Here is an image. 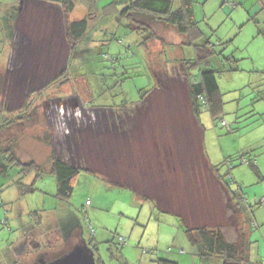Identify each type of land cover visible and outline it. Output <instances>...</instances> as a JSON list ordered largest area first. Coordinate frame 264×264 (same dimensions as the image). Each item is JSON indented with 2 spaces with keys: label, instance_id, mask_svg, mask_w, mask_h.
<instances>
[{
  "label": "rangeland",
  "instance_id": "1",
  "mask_svg": "<svg viewBox=\"0 0 264 264\" xmlns=\"http://www.w3.org/2000/svg\"><path fill=\"white\" fill-rule=\"evenodd\" d=\"M18 1L27 0H0V73L9 94L5 106L10 95L21 96L23 104L30 92L49 82L51 86L70 57V47L58 40L51 49L48 42L40 43L51 28L44 10L24 8L22 25L33 37L20 47L34 86L13 85L16 70L6 73L12 40L4 17ZM112 1L95 0V28L70 58L67 72L73 80L47 91L46 110L37 102L38 115L1 133L0 149L13 145L22 165L12 166L0 156L7 166L0 170V264H24L21 246L28 238L42 244L57 237L59 244L77 227L86 241L95 237V257L104 264H158L159 258L222 264L196 256L186 225L219 226L230 241L246 232L251 261L264 264V0H195L201 40L208 39L215 50L210 65L201 69L218 71L223 102L217 119L208 110L199 114L202 135L182 66L196 58L195 47L162 24L154 26L158 39L144 45L143 35L128 27L133 22L114 14L122 6ZM84 8L78 3L72 19L84 18ZM199 72L197 67L191 70L194 80ZM60 94L67 96V103H61L66 117L60 113L53 120L48 106L62 112V105L57 109L53 103ZM52 153L81 169L68 203L57 197ZM245 153L251 155L246 161H256L258 172L243 163ZM30 162L40 171L25 176L24 165ZM231 165L236 182L231 184L229 175L225 179L235 190L242 187L248 204L241 218L211 169L226 175ZM20 184L33 185L35 191H20ZM67 248L63 245L58 252Z\"/></svg>",
  "mask_w": 264,
  "mask_h": 264
},
{
  "label": "trees",
  "instance_id": "2",
  "mask_svg": "<svg viewBox=\"0 0 264 264\" xmlns=\"http://www.w3.org/2000/svg\"><path fill=\"white\" fill-rule=\"evenodd\" d=\"M62 3L64 4L67 16L73 12L75 5L78 3L87 5V8L91 13V15H89L87 18L68 24L67 40L69 41V43H71L69 57V62L71 63L72 60H70V58H74L75 53L78 51L79 47L83 45V42L87 37H89L90 33L95 28V23H91V17L97 14L95 11H93L96 2L95 0H63ZM194 3L195 0L112 1L113 5L122 6V9H116L114 11V14L119 15L120 19H129L133 22V24H128V27H131L134 31L143 35L144 45H148L149 42L158 39V35L155 32L154 26L162 24V26H165L168 29H173L178 34L184 36L187 39V42L185 44H189L195 47L196 58L193 60H184L182 66L185 70V81L189 92L192 115L195 119L198 133L199 135H202L203 130L200 125L199 114H201L202 110H208L211 113L212 117L214 119H217L219 113L222 112L223 102L217 81L218 71L214 69L203 71L201 69L202 66L210 65L211 57L215 55V50L214 46L210 44L208 39L203 41L201 40L203 38V32L199 26L200 22L197 20L195 15ZM175 4L179 5L178 8H175ZM196 67L200 71L198 80H194L191 74V70ZM68 82L69 80H67V78L62 77L60 80L58 79L54 83V85H58L59 83L67 84ZM1 83L2 78L0 77V90ZM200 95L205 96L208 102V109L203 108L199 100ZM23 120H27L24 114L18 116L17 118L13 117L11 119H8V123L6 125H0V136L2 132L8 130L12 125H14V121L18 123V121ZM12 146L13 145L8 146L6 149H0V156L5 162L7 161L9 163H12V166L22 165L19 158L16 156L15 149H13ZM249 155L250 153H245L241 157L242 159H244V157ZM51 157V171L57 181V197L60 200L68 203L74 191V182L81 169L72 166L62 159H59L54 153L51 154ZM248 163V165L255 168V171H257L255 160L249 159ZM24 166L26 167L25 176L30 175L33 169H37V172L40 171V167L35 162H30L28 164H25ZM211 169L215 173L218 182L228 192L231 203L233 205V209L241 218L242 213L245 211V207H243L245 198L242 194V187L238 185L237 190L230 189L229 183L225 179L226 176L229 175L231 179L230 181H233L229 173L233 169L232 165L231 167L229 166V171L226 175H221L219 168L215 166H211ZM19 189L20 191H23L25 193H33L35 191L33 185L27 186L20 184ZM143 199L149 200V198L145 196H143ZM87 205H91V203L89 202V204ZM84 212L86 213V211ZM182 220L186 225L184 219ZM34 221H36L38 224L42 223V219L40 218H35ZM88 227L90 230V235L95 236V228L90 223H88ZM185 234L188 242L195 249L196 256L202 259H219L222 261V264H251V262L249 261L251 244L245 234H241L237 241H230L229 239H227L225 233L219 226L189 227L187 225L185 226ZM94 238L95 237L90 238L87 243L89 247L92 248L96 256V253L98 252V243L92 241L95 240ZM36 242L37 250H32L33 247H31V249H28L30 250V253L31 251H33V253L27 257L26 262L29 260L32 261L35 257L46 250H53L54 252H58V249H61L63 245L69 247L65 240L61 243L59 242L58 244L57 237H53L52 241H46L42 244L38 243V241ZM95 258L97 264H104L100 256L97 255V257ZM32 262L37 263L38 261L34 259V261ZM156 262L158 264H178L176 261L162 258H159Z\"/></svg>",
  "mask_w": 264,
  "mask_h": 264
},
{
  "label": "flooded vegetation",
  "instance_id": "3",
  "mask_svg": "<svg viewBox=\"0 0 264 264\" xmlns=\"http://www.w3.org/2000/svg\"><path fill=\"white\" fill-rule=\"evenodd\" d=\"M12 47H11V53H10V62H9V68L6 70V73H11L12 70H16L15 73H12L11 74V79L13 80V82L15 81V84H13L15 87H20V88H23V87H26L25 85H29L30 86H34V85H31V83H34L33 81H30L29 78L27 79V73H28V67H26V65L28 64L26 61H24V55H23V51H21V48L17 47L16 44L12 43ZM17 47V48H15ZM66 64H70L69 62V56L68 58L66 59ZM21 74V76H20ZM3 73H0V77L2 78V83H1V90H0V125L4 124L6 125L8 122L7 120L8 119H11L13 117L17 118L18 116H21L22 114H24V116L26 117V121H18V123H16V121H14V125L15 124H23L25 122H29L30 119L33 118V115H38L39 112H38V105H35L37 102H41V103H44L45 101H48L49 99V89L52 87V86H55L54 83L57 81V80H53V84L50 86V82L47 83V84H44V85H40V90H37V91H32L28 94V98L25 100V102L23 104L19 103L20 99L22 98L21 96L19 95H10L11 98H9V106H5L3 103H4V99L6 97L9 96L8 92H7V89H6V86H7V80L3 79ZM18 75L20 76V78L18 80H16V78L18 77ZM26 75V77H25ZM16 76V77H15ZM22 77V78H21ZM25 77V78H24ZM41 82V81H40ZM4 83V85H3ZM10 87H13L12 85H8ZM58 88H59V84L57 85ZM46 90V91H45ZM15 90L11 91V94L14 93ZM54 96V95H53ZM59 96V95H58ZM56 99L54 100L53 103L57 104V109L60 108V100L58 99L59 97H56L54 96ZM28 99H31V100H28ZM17 104L18 107H15ZM6 107V109L4 108ZM50 110L52 111V115H51V118L53 120L57 119L58 117H60V112H57L55 108L53 107H50ZM44 109L46 110V105L44 103ZM50 120V119H49ZM53 120L51 122H53ZM55 124V123H54ZM11 129V127L9 128ZM0 170L2 171H6L7 168L4 164V162L2 161L1 162V159H0ZM81 234H82V231H80V229L78 230V227H77V230H75L73 233H72V236L69 235V237L65 240L66 243L70 246H73L75 243H79L81 244V241H82V238H81ZM37 242L36 241H33V240H30L29 238L27 239V242L25 241L23 243V245L21 246V250L23 251V254L26 255L27 257L30 256L33 251H31L30 253V250L28 249H31L32 250H37ZM26 249V250H25ZM68 249V248H67ZM28 250V251H27ZM65 250V249H64ZM62 249L61 252H54L53 250H46L44 251L43 253L39 254L37 257H42L44 258L45 260H52L54 259L57 255H60L63 251ZM34 255V254H33ZM98 260V259H97ZM99 262V261H97ZM24 264H27L26 262Z\"/></svg>",
  "mask_w": 264,
  "mask_h": 264
},
{
  "label": "crops",
  "instance_id": "4",
  "mask_svg": "<svg viewBox=\"0 0 264 264\" xmlns=\"http://www.w3.org/2000/svg\"><path fill=\"white\" fill-rule=\"evenodd\" d=\"M83 5L85 6L84 11L87 14L84 18H87L89 15H91V13H90V10L87 8V5H85V4H83ZM31 6H35L39 9L44 10V12L47 14V17L50 19V25H51L50 32L48 35L41 36L42 42H40V43H42V45H44L45 42H48V46H49L48 48L51 49L52 44H56V40H58V43L61 42L62 47H65L67 45L70 47L71 43H69V41L67 40L68 24L82 20L84 18L72 19V17L75 14V10L77 8V4L75 5L73 12L67 16V14L65 12L64 4L62 3V1H58V0H47V1L46 0L45 1H43V0H27L25 2L24 1H22V2L18 1L16 4L10 5L7 8L9 10L8 11L9 14H7V16L4 17V24H5V29L11 35V40H12L11 45L14 41L16 46L21 48L20 46L22 44L25 43L27 45L28 40L31 37H33L32 34L29 33L27 28L23 27L22 19H21L22 13L25 10L24 8H29ZM94 19L95 18H93V16H92L91 22ZM19 39H20V41H19ZM42 48H45V46H42ZM69 66H70V64L69 65L65 64V68H64L62 75L58 76V74H57L55 76L56 78H54V80H58V79L60 80L63 77V78H67V80H69V82L72 81L73 76L71 74H68V72H67L69 69ZM57 97H59L58 99L60 100V105H62L61 103H64V102L67 103V101L65 100V98L67 97L66 95L61 96V94H60ZM62 109H63V111L60 113H61V115H63V117L64 116L66 117V111L67 110L65 109V107L63 105L61 106V110ZM70 115H72V114H70ZM249 156H251V155H249ZM251 160H253V159H251ZM255 172H258V171H255ZM227 173H228V171H227ZM232 179H233V181L232 182L230 181V183L235 184L236 180L234 178H232ZM229 188L233 189V187L230 184H229ZM242 191H243V189H242ZM243 196H244V194H243ZM246 206H248V204H247V201L245 200L243 202V207H245V210H246ZM251 224H252V226L255 225V223H253V222ZM75 230H77V228ZM245 235L247 236V233H245ZM247 238H248V236H247ZM248 241H249V239H248ZM250 244H251V242H250ZM250 252H251V247H250ZM249 261L251 262V264H253V262L251 261V254H250Z\"/></svg>",
  "mask_w": 264,
  "mask_h": 264
},
{
  "label": "water",
  "instance_id": "5",
  "mask_svg": "<svg viewBox=\"0 0 264 264\" xmlns=\"http://www.w3.org/2000/svg\"><path fill=\"white\" fill-rule=\"evenodd\" d=\"M81 238V244L75 243L54 259L47 261L40 257L37 263L32 264H97L95 253L83 238V233L81 234Z\"/></svg>",
  "mask_w": 264,
  "mask_h": 264
},
{
  "label": "built area",
  "instance_id": "6",
  "mask_svg": "<svg viewBox=\"0 0 264 264\" xmlns=\"http://www.w3.org/2000/svg\"><path fill=\"white\" fill-rule=\"evenodd\" d=\"M199 100H200V102H201L203 108H205V109H208V108H209V107H208V102H207L205 96L200 95V96H199ZM222 125H226L225 122H222ZM243 163H247V164H249V163H248V160L246 161L245 159L243 160ZM230 167H231V166H230ZM87 204H89V202H87Z\"/></svg>",
  "mask_w": 264,
  "mask_h": 264
}]
</instances>
